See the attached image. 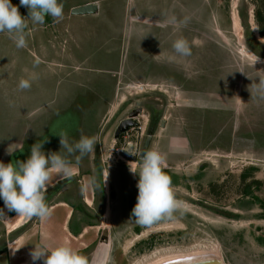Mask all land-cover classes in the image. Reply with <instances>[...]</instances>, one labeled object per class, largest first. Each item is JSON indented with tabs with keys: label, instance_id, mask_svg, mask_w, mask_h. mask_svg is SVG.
Here are the masks:
<instances>
[{
	"label": "rangeland",
	"instance_id": "1",
	"mask_svg": "<svg viewBox=\"0 0 264 264\" xmlns=\"http://www.w3.org/2000/svg\"><path fill=\"white\" fill-rule=\"evenodd\" d=\"M167 9L161 20L132 17L137 32L106 42L114 54L103 56L106 48L98 46L89 61L47 65L46 76L54 75L48 80L60 82L33 98L23 117H8L10 105L0 102V162L26 161L43 141L46 155H64L61 132L70 144L95 138V151L75 164L95 181L99 170L107 177L105 193L97 187L94 199V264H173L202 253L223 264H264V95L257 90L264 81V0H174ZM178 38L188 41L191 56L170 58ZM137 107L136 126L115 136L118 121ZM124 150L165 157L182 215L151 226L135 222L139 175L130 167L138 170L140 161Z\"/></svg>",
	"mask_w": 264,
	"mask_h": 264
},
{
	"label": "crops",
	"instance_id": "2",
	"mask_svg": "<svg viewBox=\"0 0 264 264\" xmlns=\"http://www.w3.org/2000/svg\"><path fill=\"white\" fill-rule=\"evenodd\" d=\"M11 2L27 19L29 9L20 5V0ZM58 2L63 4V20L57 23L51 16H47L43 25H33L29 20L26 29L27 47L17 48L6 32L0 33V102L10 105V118L23 117L28 110H32L33 98L49 93L60 82H57V79L55 82L48 80V77L54 75L46 76L47 65L52 64L55 65L54 68L63 69L65 65L75 66L74 58L89 61L90 56L95 54L93 49L98 46L106 48L102 52L103 56L114 54L111 43L107 45L106 42L112 39H127L130 28L131 32H137L135 26L129 24L132 17L141 16L146 19L155 14L154 19L156 17L161 20L164 16L161 17L160 10L167 12L174 0ZM85 3L95 4L96 8L85 13L71 12L72 8ZM155 3H160L161 7L158 5V8L155 6V9H148ZM80 55H83L82 59ZM48 56H54V59ZM36 60L40 63L34 67ZM33 72L38 76V79L32 82L36 87L32 90H20V79L29 78ZM2 88L6 90H1ZM40 102L41 99L36 100L34 104ZM17 160L21 161V158ZM75 164L79 166L78 163L72 162L75 168L71 180L52 173L45 194L46 202L52 209L50 217L29 219L17 215L16 212L9 211L0 199V209L3 210V213H0V264H43L42 260L33 262L30 256L35 245L41 241L46 242L49 247L70 246L87 257L89 264L98 260L89 259V256L90 246L100 229L99 220L96 219L95 193L97 187L105 193V177L100 180L97 175L95 181L92 173L80 172Z\"/></svg>",
	"mask_w": 264,
	"mask_h": 264
},
{
	"label": "clouds",
	"instance_id": "3",
	"mask_svg": "<svg viewBox=\"0 0 264 264\" xmlns=\"http://www.w3.org/2000/svg\"><path fill=\"white\" fill-rule=\"evenodd\" d=\"M20 5L29 9L27 19L11 0H0V33L6 32L17 48L27 47L26 29L29 20L33 25H43L47 16H51L57 23L64 18L63 4L58 0H20ZM171 23H177L175 17ZM187 23L188 18L179 22L182 25ZM172 48L175 56L170 57L171 59L192 55L191 47L184 38L176 39ZM39 63L36 60L34 67ZM37 79V74L33 72L29 78L20 79L18 88L30 89L31 83ZM257 90L264 95V81L259 82ZM58 135L61 149L65 150L64 155L61 151L46 155L42 151L43 141L31 147V154L26 161L15 164L0 162V199L9 211L29 219L50 217L52 209L46 202L45 194L52 173L71 180L74 169L68 157L75 155V160L79 163L84 156L95 151L94 137L81 136L77 142L70 144L66 132ZM8 153L12 152L8 149ZM165 166V157L161 153L148 150L141 154L138 170L130 167L133 175H139L137 203L131 212L139 225L151 226L162 219H172L177 212L182 215L185 211L183 202L175 197L171 177L163 171ZM0 213H3L2 209ZM30 256L33 262L42 260L43 264H89L87 257L70 246L49 247L44 241L35 245Z\"/></svg>",
	"mask_w": 264,
	"mask_h": 264
},
{
	"label": "water",
	"instance_id": "4",
	"mask_svg": "<svg viewBox=\"0 0 264 264\" xmlns=\"http://www.w3.org/2000/svg\"><path fill=\"white\" fill-rule=\"evenodd\" d=\"M96 8L95 4L92 3H85L82 4L80 6H76L74 8H72L71 12L73 13H85V12H90L93 11ZM140 107L134 108L133 110H131L128 113V117L125 119H122L116 126L115 130H114V135L118 136L122 131L126 130L130 125H134L135 124V120L132 118L133 116H135L139 111H140ZM123 156H126L128 158H131L132 160H136L141 158V155L135 156L130 154L128 151L124 150L122 152ZM196 263V262H195ZM193 263V264H195ZM207 262H203V260L197 261V264H206ZM212 264V263H209Z\"/></svg>",
	"mask_w": 264,
	"mask_h": 264
},
{
	"label": "bare ground",
	"instance_id": "5",
	"mask_svg": "<svg viewBox=\"0 0 264 264\" xmlns=\"http://www.w3.org/2000/svg\"><path fill=\"white\" fill-rule=\"evenodd\" d=\"M211 254L212 253H202L199 255H192V256L191 255H188V256L185 255L186 257L183 256V258L179 255L181 258L179 257L180 259L177 258V260L173 258L174 259L173 264H193L195 262H196L195 264H197V261H200V260H203V262L204 261L207 262L206 264H209V263L223 264L220 256L211 255ZM158 261H156V263H158ZM169 261H171V260H169ZM156 263H153V264H156Z\"/></svg>",
	"mask_w": 264,
	"mask_h": 264
},
{
	"label": "flooded vegetation",
	"instance_id": "6",
	"mask_svg": "<svg viewBox=\"0 0 264 264\" xmlns=\"http://www.w3.org/2000/svg\"><path fill=\"white\" fill-rule=\"evenodd\" d=\"M235 19L237 20V18H236L235 16H233L232 22H234ZM234 28H235V27H234ZM138 113H139V112H138ZM138 113H137V114H138ZM137 114H136V115H137ZM136 115H135V116H136ZM135 116H133L132 118H133V119H136ZM127 117H128V115H127L126 117L122 118V119H125V118H127ZM122 119H120V120L118 121V123H119ZM118 123H117V124H118ZM135 123H137V120H135ZM116 126H117V125H116ZM132 126H136V124H135V125H132ZM129 127H131V126H129ZM129 127H128V128H129ZM115 128H116V127H115ZM126 130H127V129H126ZM124 131H125V130H124ZM128 152H129V151H128ZM132 155H135V156L138 157V155H140V154H133V153H132ZM127 158H128V157H127ZM129 159H131V158H129ZM136 160L140 161L139 159H136ZM106 178H107V177L105 176V180H106Z\"/></svg>",
	"mask_w": 264,
	"mask_h": 264
},
{
	"label": "trees",
	"instance_id": "7",
	"mask_svg": "<svg viewBox=\"0 0 264 264\" xmlns=\"http://www.w3.org/2000/svg\"><path fill=\"white\" fill-rule=\"evenodd\" d=\"M98 170V169H97ZM97 175L99 176V179L101 180V173H100V170L99 171H97Z\"/></svg>",
	"mask_w": 264,
	"mask_h": 264
}]
</instances>
